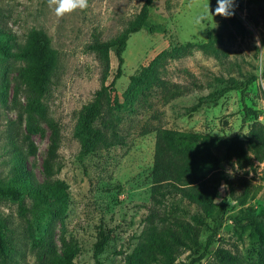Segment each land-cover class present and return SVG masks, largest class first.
Segmentation results:
<instances>
[{
	"label": "rangeland",
	"instance_id": "1",
	"mask_svg": "<svg viewBox=\"0 0 264 264\" xmlns=\"http://www.w3.org/2000/svg\"><path fill=\"white\" fill-rule=\"evenodd\" d=\"M143 0H88L84 10L76 9L61 17L48 0H0V31L10 51H17L26 34L41 30L55 51L56 64L43 102L45 113L38 117V129L30 136L34 151L28 152L24 138L25 86L20 77L23 61L0 56V177L8 172L10 148L23 153L33 185L46 192L55 179L66 186L65 212L49 220L38 218L40 208L31 200L22 203L0 196V216L5 219L4 241L7 246L0 264H57L64 249L74 252L75 264H124V256L136 244L142 218L150 203V176L154 132L137 135L136 123L147 118L152 109L159 111L158 123L167 128L208 134L211 148L219 157V167L227 169L223 154L227 139L243 136L251 122L264 124V0H224L236 26L221 28L222 15L215 14L217 0H152L148 23L153 32L142 28L129 34L121 53V75L115 80L110 97L122 102L130 75L136 74L157 54L171 45L184 46L167 57L161 76L183 86L185 93L161 105L160 96L149 97L152 109L137 106L132 113L113 111L119 117V143L82 155L73 130L81 107L90 102L101 83L107 85L116 68L114 47L108 49L109 68L105 78L98 54L91 49L97 42L115 38L133 19ZM209 3V11L206 6ZM219 32L220 37L215 38ZM209 39L207 50L198 45ZM176 54V55H175ZM244 88L240 99L239 89ZM216 101H204L194 108L200 95L234 85ZM108 107L112 103L107 104ZM193 107V108H192ZM107 107L101 119L108 117ZM248 108V113L245 111ZM246 174L254 184V194L243 205L227 198L222 182L215 202L225 197L227 216H236L246 207L264 206V162L255 163ZM38 218V219H37ZM51 240L31 243L37 226ZM30 224V226H29ZM210 220L202 226L197 254L203 250ZM42 226V225H41ZM43 255L39 253V247ZM259 247L256 235L247 227H235L225 220L214 243L193 264H207L212 251L222 248L234 254L237 264L256 259ZM184 251L175 264H186L197 256ZM3 260V261H1Z\"/></svg>",
	"mask_w": 264,
	"mask_h": 264
},
{
	"label": "trees",
	"instance_id": "2",
	"mask_svg": "<svg viewBox=\"0 0 264 264\" xmlns=\"http://www.w3.org/2000/svg\"><path fill=\"white\" fill-rule=\"evenodd\" d=\"M151 1L143 0L137 14L115 38L91 45L101 63L103 72L101 79L105 78L109 68L110 47H114L116 68L110 82L107 85L101 83L94 91L92 100L84 104L78 113L73 136L79 143L82 155L98 148H106L124 139L125 134L117 129L119 117L113 114V111L124 110L129 114L134 112L138 105L143 104L144 107L152 109L153 102L148 101L149 97L155 98L159 95L158 101L164 105L185 93L183 86L161 76V65L164 60L185 49L184 46L171 45L169 49L157 54L136 74L129 76L128 84L122 92V102H119L116 96L110 97L112 86L122 73L121 53L129 34L142 28L149 32L155 30V25L148 23V6ZM226 12L230 14L222 16L221 28L228 25L236 26L237 21L230 9L226 8ZM4 35L0 31V56L15 57L24 63L20 69V77L26 92L23 109L24 138L27 150L31 153L34 151V144L30 136L38 129L37 118L45 113L43 99L51 82L56 55L49 45L47 36L41 30L29 31L24 44L15 52L8 49ZM218 37L219 32L215 34V38ZM209 45L210 41L207 39L198 47L203 51L215 52L214 48L207 50ZM262 75L264 76V63ZM252 79H247L239 89L241 100L244 88ZM233 88L238 87L227 85L198 96L194 108L204 101H216ZM110 102L112 106L108 107L107 104ZM103 107H107L108 117L102 120ZM245 111L248 113V108H245ZM158 115L159 111L152 109L146 119L138 120L135 125L137 135L154 132L152 164L149 171L150 203L142 218V227L136 244L125 254L124 264H175L176 259L184 251L197 254L201 228L206 220H210L211 225L205 237L203 250L186 263L193 264L214 243L219 228L227 219L231 220L233 226L247 227L256 235L259 245L256 249L257 257L249 264H264V206L258 210L251 206L246 207L239 215L227 216L224 205L226 198L222 197L219 202H215L220 182L227 191V198L238 205L246 203L254 194V184L246 178V174L254 170L255 163L264 162V124L254 120L243 136L234 135L227 139L223 154L227 166L225 170L219 167L220 159L211 148L213 138L205 133L177 130L153 123V120L158 119ZM9 151L8 172L0 177V196H8L19 204L28 198L33 208H40L38 218L52 220L62 215L67 207L64 182L55 179L47 186L46 192L38 189L33 185L23 153L15 146ZM47 222L36 225L37 234L31 236L33 245L46 242L47 248L51 247V240L44 234L43 228ZM6 228L5 219L0 216V257H4L7 250L4 241ZM39 253L43 255L41 247ZM73 255L71 249H64L57 264H75L72 261ZM236 260V256L228 250L215 248L212 251V260L207 264H237Z\"/></svg>",
	"mask_w": 264,
	"mask_h": 264
},
{
	"label": "clouds",
	"instance_id": "3",
	"mask_svg": "<svg viewBox=\"0 0 264 264\" xmlns=\"http://www.w3.org/2000/svg\"><path fill=\"white\" fill-rule=\"evenodd\" d=\"M50 6L55 5L54 11L57 17H61L66 13H70L76 9L84 10L88 7V0H48ZM217 8L215 14L227 16L230 13L226 12L224 0H217ZM206 13L212 14L209 11V3L206 6Z\"/></svg>",
	"mask_w": 264,
	"mask_h": 264
}]
</instances>
